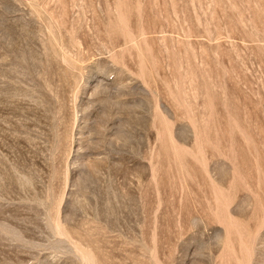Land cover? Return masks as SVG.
<instances>
[{
  "label": "rangeland",
  "instance_id": "1",
  "mask_svg": "<svg viewBox=\"0 0 264 264\" xmlns=\"http://www.w3.org/2000/svg\"><path fill=\"white\" fill-rule=\"evenodd\" d=\"M0 264H264V0H0Z\"/></svg>",
  "mask_w": 264,
  "mask_h": 264
}]
</instances>
